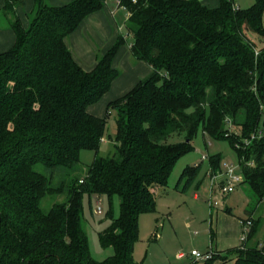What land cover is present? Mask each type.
I'll return each mask as SVG.
<instances>
[{
    "label": "trees",
    "instance_id": "obj_1",
    "mask_svg": "<svg viewBox=\"0 0 264 264\" xmlns=\"http://www.w3.org/2000/svg\"><path fill=\"white\" fill-rule=\"evenodd\" d=\"M117 1L129 14L131 54L152 73L110 102L102 118L88 108L120 77L113 62L126 36L90 71L75 60L66 40L104 8V1L52 6L35 0L26 27L18 14L24 1L5 0L2 10L15 42L0 53V264H135L140 217L156 210V190L168 186L179 159L194 151L200 129L211 139L229 142L243 185L257 204L264 203V135L247 143L261 128L264 133V0L246 10L234 0H219L216 8L200 0ZM112 111L115 152L102 157ZM174 135L180 142L169 143ZM83 151L96 157L77 177ZM209 164L211 172L221 170L222 156H210ZM200 168L187 167L178 186L185 181L188 188ZM59 170L68 180L54 186ZM64 193V202L42 211L44 198ZM85 195H106L111 205L114 197L120 200L119 216L111 206L110 224L99 233L101 246L114 250L102 262L91 255ZM249 212L248 220H241H252L244 245L214 251L210 259L193 264H264L259 247L264 240L256 238L262 219Z\"/></svg>",
    "mask_w": 264,
    "mask_h": 264
},
{
    "label": "rangeland",
    "instance_id": "obj_2",
    "mask_svg": "<svg viewBox=\"0 0 264 264\" xmlns=\"http://www.w3.org/2000/svg\"><path fill=\"white\" fill-rule=\"evenodd\" d=\"M234 1L236 7L243 10L251 8L255 3V0ZM46 3L53 4L51 0H46ZM19 8L23 11L24 18L28 17L26 20L29 25L32 14L28 12V3L24 1ZM122 30L128 44L132 43L134 39L131 35H127L126 25ZM14 41V32L11 30L3 10L0 9V53L10 49ZM128 44L126 45L128 46ZM115 68L119 70L120 76L126 74L127 69L124 65H116ZM128 90L129 88L119 94L109 92L110 94L105 95L100 102L88 108L89 113L102 118L106 117L108 102L119 98ZM116 131V112L112 111L107 117L106 134L101 144L100 156L110 157L114 154ZM231 131L239 132L235 127ZM180 140V137L174 135L169 139V143H178ZM192 144L194 151L179 159L170 175L168 186L156 190V210L140 217L139 240L134 251L135 264H189V261L195 260L191 255L193 251L205 255L212 251L216 252L221 245L229 246V234L235 227L241 244L243 235L241 220H248L249 210H254L256 218L262 219V226L256 238L264 240V203L257 204L256 197L246 185L241 184L229 195L215 192L214 200L219 203V206L212 208L210 205L209 157L220 154L222 167L232 165L238 170V157L229 142L211 139L204 135L200 129ZM95 157V152L83 151L81 163L75 175L83 177ZM197 165H201V168L192 184L185 189V181H182L178 186L183 171L187 167ZM37 170L42 173L47 172L41 166L37 167ZM65 176L62 170L57 171L53 185L57 186L62 181L68 180ZM66 198V193L47 196L41 202V209L48 213L54 204L62 203ZM83 206L91 255L98 262L105 261L114 254V250L101 246L99 233L110 224L108 213L111 206L114 216H119L120 200L117 196L114 197L111 205L106 195L92 197L85 195ZM99 209L101 213H99ZM212 233L215 235L213 241Z\"/></svg>",
    "mask_w": 264,
    "mask_h": 264
},
{
    "label": "crops",
    "instance_id": "obj_3",
    "mask_svg": "<svg viewBox=\"0 0 264 264\" xmlns=\"http://www.w3.org/2000/svg\"><path fill=\"white\" fill-rule=\"evenodd\" d=\"M23 1H25V3H28V12L31 14L35 5V0ZM102 1H104L105 3L104 8L85 19L80 27L68 37L69 40L68 38L66 40V43L70 48L75 60L81 65L83 69L87 71L92 70L97 63V58L99 56H103L116 43L118 38L123 35L122 29L125 27V25H127V21L129 19L128 12L120 6L117 0ZM51 2L53 3L52 6H61L65 4L67 0H51ZM200 2H202V4L209 8H216L219 6V0H200ZM4 4L5 0H0V9L3 8ZM18 14L23 21V24L27 27L28 22L26 18L28 17L24 18V13L21 8H18ZM133 42L130 44H128L127 42L126 44H128V46L124 45L119 50L117 56L114 59V68L116 65L121 64L124 65L127 70L125 75L121 74V76L113 83L110 93H123V91L128 88L129 92L140 81L146 79L152 73V68L147 63L138 60L132 61L136 60L131 54V45L133 44ZM128 92H125L120 97ZM110 102H108V104ZM249 211L248 213L249 215H251ZM253 218H256L255 213L253 214ZM231 232L229 234V246H227L226 244L225 246L221 245L216 252L224 253L227 250L234 249L240 246L239 239L237 237V228L235 227V229ZM191 260H193V258ZM194 262L195 260L189 261V264H193ZM228 262L219 264L235 263L234 260H231L230 263Z\"/></svg>",
    "mask_w": 264,
    "mask_h": 264
},
{
    "label": "built area",
    "instance_id": "obj_4",
    "mask_svg": "<svg viewBox=\"0 0 264 264\" xmlns=\"http://www.w3.org/2000/svg\"><path fill=\"white\" fill-rule=\"evenodd\" d=\"M261 112H262L261 113L262 114L261 126H263L264 124V105L261 106ZM263 135H264L263 129L261 128L258 134L253 135L251 140L248 141L247 143H250L252 140L256 138H261ZM239 169L240 171L238 172ZM238 170L236 167L232 165L231 166L225 165L224 167H222L221 170L217 171L216 173H213L211 171L208 173V179L210 183V205L212 208L219 206V203L214 200L215 192H218L222 195H229L233 193L238 186L243 184L244 177H243L240 165H238ZM99 213H101L100 209H99ZM241 224L243 226V235L241 237V242L244 245L247 242L249 233L251 231L252 220L241 222ZM259 247L261 249L264 248L262 244L259 245ZM191 255L195 259V261L202 262V261H206L210 259L214 255V252L212 251V252H209L203 255L197 251H193Z\"/></svg>",
    "mask_w": 264,
    "mask_h": 264
}]
</instances>
